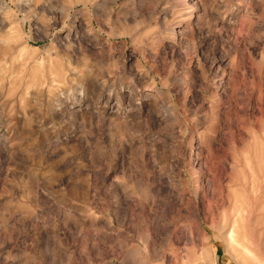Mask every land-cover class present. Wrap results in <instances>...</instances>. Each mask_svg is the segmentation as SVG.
Listing matches in <instances>:
<instances>
[{
    "label": "rangeland",
    "instance_id": "obj_1",
    "mask_svg": "<svg viewBox=\"0 0 264 264\" xmlns=\"http://www.w3.org/2000/svg\"><path fill=\"white\" fill-rule=\"evenodd\" d=\"M0 264H264V0H0Z\"/></svg>",
    "mask_w": 264,
    "mask_h": 264
}]
</instances>
